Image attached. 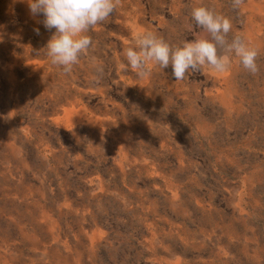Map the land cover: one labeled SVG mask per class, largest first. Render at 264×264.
<instances>
[{"label":"rangeland","instance_id":"obj_1","mask_svg":"<svg viewBox=\"0 0 264 264\" xmlns=\"http://www.w3.org/2000/svg\"><path fill=\"white\" fill-rule=\"evenodd\" d=\"M199 6L259 72L221 52L223 73L138 78V34L211 38ZM42 19L0 0V264H264V0H120L69 74Z\"/></svg>","mask_w":264,"mask_h":264},{"label":"clouds","instance_id":"obj_2","mask_svg":"<svg viewBox=\"0 0 264 264\" xmlns=\"http://www.w3.org/2000/svg\"><path fill=\"white\" fill-rule=\"evenodd\" d=\"M28 6L32 17L43 16L38 21L48 31L55 29L46 47V55L51 64L63 68L69 74L94 46L88 33L97 25L107 21L120 4V0H22ZM244 0H232L234 9H238ZM196 25L210 34V39L185 42L182 46H170L152 32L138 34L132 46L123 50L128 66L138 78L150 75L152 66L165 69L172 67L176 80H183L191 71H202L204 67L217 72H225L229 64L225 56H235L240 65L249 73L259 72L256 63L257 51L251 48L239 36L228 39L231 21L204 6L194 7L191 11ZM39 35V28L34 29Z\"/></svg>","mask_w":264,"mask_h":264}]
</instances>
